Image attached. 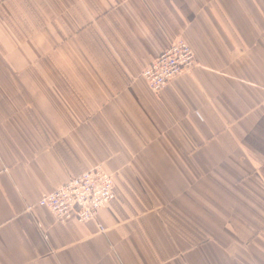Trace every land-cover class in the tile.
Returning <instances> with one entry per match:
<instances>
[{"label":"crops","instance_id":"crops-1","mask_svg":"<svg viewBox=\"0 0 264 264\" xmlns=\"http://www.w3.org/2000/svg\"><path fill=\"white\" fill-rule=\"evenodd\" d=\"M96 167V220L37 205ZM0 264H264V0H0Z\"/></svg>","mask_w":264,"mask_h":264},{"label":"built area","instance_id":"built-area-1","mask_svg":"<svg viewBox=\"0 0 264 264\" xmlns=\"http://www.w3.org/2000/svg\"><path fill=\"white\" fill-rule=\"evenodd\" d=\"M195 65L190 46L182 39L170 43L142 72L148 89L159 94L170 82ZM114 197L112 176L96 167L70 178L57 190L42 197L37 205L47 209L57 222L86 223L96 220L99 210Z\"/></svg>","mask_w":264,"mask_h":264}]
</instances>
